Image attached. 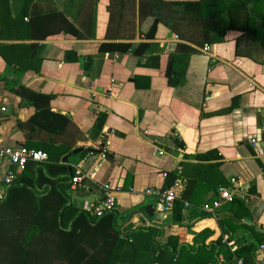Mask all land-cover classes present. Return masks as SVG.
Here are the masks:
<instances>
[{"label": "crops", "instance_id": "0c3cea01", "mask_svg": "<svg viewBox=\"0 0 264 264\" xmlns=\"http://www.w3.org/2000/svg\"><path fill=\"white\" fill-rule=\"evenodd\" d=\"M154 1L0 0V79L15 77L54 95L52 111L72 122L66 137L75 148L94 150L60 159L72 174L82 167L92 175L84 181L88 190L69 188L76 209H94L105 197V184L119 185L115 212L122 232L156 230L157 243L183 257L174 264H264V35L239 39L229 31L221 37L211 30L229 26L226 12L201 23L175 6L170 24H158L155 38L147 40ZM26 11L62 12L79 36L34 40L29 17L19 19ZM238 21L244 28V11ZM118 42L151 47L143 57L100 52L102 43ZM29 44H38L32 57L40 71L22 74L6 62L8 47ZM35 112L0 80V149L39 143V134L21 127ZM99 114L106 117L101 131L95 126ZM13 170L0 159V178ZM169 175L180 184L179 222L176 206L158 213L157 199L146 194L164 189ZM231 178L241 181L234 195L243 206L218 194L231 189Z\"/></svg>", "mask_w": 264, "mask_h": 264}, {"label": "trees", "instance_id": "16d2710c", "mask_svg": "<svg viewBox=\"0 0 264 264\" xmlns=\"http://www.w3.org/2000/svg\"><path fill=\"white\" fill-rule=\"evenodd\" d=\"M175 6L196 15V21L201 23L211 22L218 13L226 12L229 26L211 30L221 37L229 31L238 32L239 39L257 40L264 35V0H155L147 13L155 17L154 25L145 36L147 40L155 38L158 24H170ZM242 11L246 13L244 28L238 24ZM27 16L29 37L34 40L44 41L62 33L79 36L80 30L62 12L29 16L26 11L19 19L23 21ZM259 17L260 27L257 26ZM37 47L38 44L8 47L11 58L6 62L22 74L29 70L39 72L40 63L32 57ZM150 47L148 42L102 43L100 52H131L143 57ZM0 80L5 81L10 92L23 99L25 105L36 109L30 121L21 127L31 135L39 134L41 139L30 146L27 142L24 147L46 152L50 158L47 164L29 162L25 170L16 176L7 198L0 201V264H174L183 259L182 256L177 258L169 247L157 243L154 229L125 234L117 212L97 217L89 211L76 209L71 204L69 190L74 174L60 160L80 148H75L73 140L66 137L71 120L52 111L54 95L31 90L15 77ZM105 119V115H98L97 130H102ZM55 152L58 157H55ZM176 180L174 175H169L164 189L173 187ZM233 203L238 207L244 202L235 197ZM174 215L175 221H181L180 203L176 205Z\"/></svg>", "mask_w": 264, "mask_h": 264}, {"label": "built area", "instance_id": "2783aa9c", "mask_svg": "<svg viewBox=\"0 0 264 264\" xmlns=\"http://www.w3.org/2000/svg\"><path fill=\"white\" fill-rule=\"evenodd\" d=\"M211 49V46L207 44L204 47V52L209 53L211 52ZM2 110L5 111V109ZM252 143L258 144L256 140H253ZM102 157L105 158V155ZM0 159L8 160L11 166L14 167L13 171L8 172L2 178H0V201H3L7 198L9 190L16 176L25 170L28 163H47L49 161V155L46 152L28 149L25 147L19 149L6 148L0 149ZM164 177H167V174H164ZM90 178H92V175L88 176L83 168L80 167L75 170L71 184L73 188L80 187L88 190L89 187L84 184V181ZM230 184L231 189L220 188L218 190V194L222 200L233 202L234 198L236 197L234 195V192L240 191L242 188V184L239 178H231ZM179 187L180 184L176 182L173 187L168 189L150 188L146 191V194L157 199L158 213H171L174 210L176 203L181 200ZM103 190L105 192L104 199L94 209L89 210L92 215L97 217H102L105 214L116 210V199L114 194L121 191V186H112L111 184H105L103 186ZM186 206H189V204L186 203ZM237 264H243V261L238 260Z\"/></svg>", "mask_w": 264, "mask_h": 264}, {"label": "water", "instance_id": "95a60500", "mask_svg": "<svg viewBox=\"0 0 264 264\" xmlns=\"http://www.w3.org/2000/svg\"><path fill=\"white\" fill-rule=\"evenodd\" d=\"M34 53H35V51H34ZM102 56H104V55H102ZM85 151H87V152H94V150L91 149V148H89V147H83V148H78V149H76V150L73 152V155H79V154H81V153H83V152H85ZM99 154L101 155V154H103V152L100 151ZM105 157H106L107 159H109V160H112V159H111L112 157H111L109 154H105ZM68 158H69V156H66V157L64 158V162H67V161H68ZM151 214H152V212H151Z\"/></svg>", "mask_w": 264, "mask_h": 264}]
</instances>
